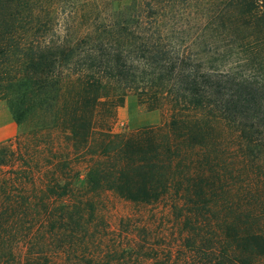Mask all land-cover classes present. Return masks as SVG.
<instances>
[{
	"label": "trees",
	"instance_id": "obj_1",
	"mask_svg": "<svg viewBox=\"0 0 264 264\" xmlns=\"http://www.w3.org/2000/svg\"><path fill=\"white\" fill-rule=\"evenodd\" d=\"M0 103V264H264V0H0Z\"/></svg>",
	"mask_w": 264,
	"mask_h": 264
},
{
	"label": "rangeland",
	"instance_id": "obj_2",
	"mask_svg": "<svg viewBox=\"0 0 264 264\" xmlns=\"http://www.w3.org/2000/svg\"><path fill=\"white\" fill-rule=\"evenodd\" d=\"M169 118L168 111L149 112L137 97L130 96L118 109L113 130L116 133H131L144 126H160ZM18 134L20 128L13 121L6 104L0 103V143L13 141Z\"/></svg>",
	"mask_w": 264,
	"mask_h": 264
}]
</instances>
